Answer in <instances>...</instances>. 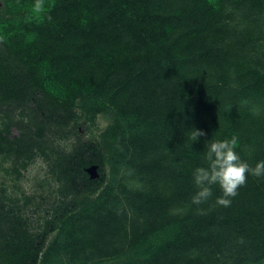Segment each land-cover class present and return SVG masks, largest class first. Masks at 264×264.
Here are the masks:
<instances>
[{
	"label": "trees",
	"instance_id": "obj_1",
	"mask_svg": "<svg viewBox=\"0 0 264 264\" xmlns=\"http://www.w3.org/2000/svg\"><path fill=\"white\" fill-rule=\"evenodd\" d=\"M35 3L0 0V106L40 94L60 120L10 138L1 116L0 168L19 178L41 157L58 188L51 204L0 185V264H264V177L248 176L228 206L215 203L218 185L191 201L211 137L264 159V0ZM100 114L108 173L95 181L97 160L47 140ZM43 208L51 240L34 230Z\"/></svg>",
	"mask_w": 264,
	"mask_h": 264
},
{
	"label": "rangeland",
	"instance_id": "obj_2",
	"mask_svg": "<svg viewBox=\"0 0 264 264\" xmlns=\"http://www.w3.org/2000/svg\"><path fill=\"white\" fill-rule=\"evenodd\" d=\"M38 98H40V94H35L34 98L30 99L26 103L13 102L0 106V118L3 116L6 122L5 134L7 136L10 138L19 137L24 131L30 130L28 126L33 125L36 122L47 123L60 120V118H58L55 114H49L46 109H39L37 102ZM108 123L109 119L100 114L95 125L91 126L88 123L83 124V127H80L79 131L72 130L67 139H59L58 136L54 138L49 135L47 140L48 145L59 148V152H64V155L78 153V156H81L82 158H86L88 160L95 159V161L97 160L95 163L87 167L91 169L92 166H97L94 171L95 176L91 177L90 175V178L95 181L104 180V177L108 173V166L103 162L101 157H99L97 150L99 148V133L108 125ZM54 127L57 128L55 125H52V128ZM62 128L64 127L62 126ZM67 129L69 130L70 128ZM60 130L56 131V135L60 134ZM5 166L8 167L9 163H6ZM50 166L51 164L49 161H46L41 157H37L28 169L22 171L23 174L19 178H17L16 175L10 176L8 173L6 174L4 169L0 168V185L3 184L8 190V193H17L18 196L22 192L30 195L35 194L38 196V200L36 198L37 201H41L40 194H43L46 196L47 202L53 204L52 202L54 196L56 195L58 184L51 176ZM101 167L105 168V174L103 176L99 173V169ZM83 184H81V186ZM71 198V196H68V199ZM50 207L51 206H48L47 208ZM33 208V205H30V208L28 209L29 214L34 213ZM53 213V209H51L48 214L43 208L32 215V220H34L35 225L34 230H37L41 234V237L43 232H47V240H51L55 234V232L46 230V219H51Z\"/></svg>",
	"mask_w": 264,
	"mask_h": 264
},
{
	"label": "clouds",
	"instance_id": "obj_3",
	"mask_svg": "<svg viewBox=\"0 0 264 264\" xmlns=\"http://www.w3.org/2000/svg\"><path fill=\"white\" fill-rule=\"evenodd\" d=\"M43 8L42 0H36L34 9ZM202 135L201 130L191 128L187 138L193 143ZM236 137L219 139L211 137L205 142L204 163L197 165L192 171V179L196 191L191 197L193 204L200 205L207 202L213 195V185H218L222 194L216 197L215 203L228 206L231 197L237 195L239 186L247 182L248 176L264 177V159L255 164L242 157L237 151Z\"/></svg>",
	"mask_w": 264,
	"mask_h": 264
},
{
	"label": "water",
	"instance_id": "obj_4",
	"mask_svg": "<svg viewBox=\"0 0 264 264\" xmlns=\"http://www.w3.org/2000/svg\"><path fill=\"white\" fill-rule=\"evenodd\" d=\"M96 167H97V166L94 165V166H92L91 169L87 168V171L89 172V174L91 175V177H94V176H95L94 171H95Z\"/></svg>",
	"mask_w": 264,
	"mask_h": 264
}]
</instances>
